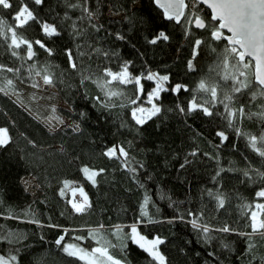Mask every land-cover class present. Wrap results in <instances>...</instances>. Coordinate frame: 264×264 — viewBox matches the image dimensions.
Returning a JSON list of instances; mask_svg holds the SVG:
<instances>
[{
  "label": "trees",
  "instance_id": "trees-1",
  "mask_svg": "<svg viewBox=\"0 0 264 264\" xmlns=\"http://www.w3.org/2000/svg\"><path fill=\"white\" fill-rule=\"evenodd\" d=\"M191 2L186 0V16L200 15L208 28L195 29L185 17L179 25L166 22L152 0H43L40 5L24 0L39 22L55 25L59 35L46 36L38 22L19 29L18 36L41 40L52 50L49 55L33 43L31 60L25 45L9 47L11 33L0 36V65L5 66L0 86L14 80L34 87L35 77L49 74L50 95L66 106L58 112L69 125L52 130L37 107H22L0 92V127L10 137L0 146V255L16 256V264H86L62 246L72 243L91 251L98 237L127 264H159L128 238L135 224L144 236L163 241L157 247L165 264H264V235L250 227L255 204L264 203L256 196L264 190V157L249 145L256 136L260 146L264 135V97L253 99L258 87L230 92L232 82L221 77L235 71V61L230 58L224 69L227 45L211 36L217 23L203 6L190 8ZM10 3V9L0 6V19L8 26L21 6L20 0ZM160 32L168 39L151 43ZM196 39L202 41L198 47ZM125 66L132 83L113 81L103 90L98 86L111 80L105 70L120 73ZM240 70L251 77L250 70ZM149 74L168 76L161 82L167 90L152 99L160 112L139 125L133 109L147 103L157 84V79H147ZM135 77H141L139 85ZM201 80L219 84L220 100L231 94V107L243 106L245 115L237 113L230 126L222 103L205 104L211 95L197 91ZM176 85L184 87L174 92ZM109 90L121 95L109 97ZM194 97L212 115L188 111ZM116 145L128 156L104 155ZM84 166L104 170L95 185L81 172ZM72 185L83 187L88 196L84 212H75L69 203L81 202L71 196ZM217 196L224 199L223 207ZM204 226L208 233L200 230ZM224 227L230 231H220Z\"/></svg>",
  "mask_w": 264,
  "mask_h": 264
},
{
  "label": "snow or ice",
  "instance_id": "snow-or-ice-1",
  "mask_svg": "<svg viewBox=\"0 0 264 264\" xmlns=\"http://www.w3.org/2000/svg\"><path fill=\"white\" fill-rule=\"evenodd\" d=\"M32 2L36 5H40L43 3V0H32ZM157 4L164 9V14L168 19H175L177 22H181V17H185V19L189 20L190 23H193L196 28L205 29L210 25L205 23V20L201 18L200 15H195L194 17H188L185 14V8L189 5L185 3V0H165V2L161 3V0H156ZM200 2L206 4L211 9V20L218 21L213 27L211 32V36L214 40H226L228 42L227 47L225 48L224 56H223V67L224 69H228L230 67V58L235 61L234 64L231 65L232 68L235 69L234 72L225 71L224 75L221 77L225 82L231 81L232 87L230 89L231 93H243L244 90H251L253 87H258L259 91L253 93V99L257 95L264 97V0H200ZM21 6L16 11L15 15L12 19L15 23L11 26L7 25V22L3 19H0V36H6L7 33H11V44L10 48L19 49L21 45H25L27 47V57L32 59L35 56V52L33 51V43L38 45L40 48L45 49L49 55H52V50L48 49L46 45L41 40L30 41L23 36H18L17 31L19 29L25 28L29 25L30 22H38L40 23V27L42 32L48 36L52 37L54 35H59L57 27L53 24H49L47 22H39L36 14L30 10L28 5L24 3V0H20ZM0 6L3 9H10L13 5L10 3V0H0ZM75 7V5H72ZM85 11H88L85 9ZM90 15V13H89ZM5 28L7 31H5ZM226 29L230 35H225L223 31ZM121 39L123 37H120ZM164 39L167 40L168 37L164 32H160L159 36L156 39L150 41L155 44L157 40ZM202 44L200 39L195 40V46L198 47ZM67 55L69 56V61L71 67L75 68L76 64L72 62V55L70 50H66ZM197 52L193 51V57ZM12 55L15 56L17 53L15 51L12 52ZM189 68L192 67V61L188 62ZM4 65H0V70L4 69ZM243 68L245 70H250L251 77L249 78L248 71H241ZM8 72H19V69L7 68ZM106 75L111 77L110 81H105L103 83L98 82V86L101 89H106L111 85L113 81H118L121 84H129L133 82V78L129 75L127 71V66L123 68L120 73H113L110 70H105ZM239 76L245 77V80H240L237 78V74ZM40 75V73H37ZM148 80L157 79L156 88L153 89L151 93H149V100L151 101L152 97L158 96L160 91L167 90L164 89L161 82L168 81V76L156 77L153 74H149L147 76ZM141 77H135V83L137 85L140 84ZM44 84L52 83V78L49 74L43 75ZM12 80H7V85H12ZM34 87L36 85H33ZM182 85H176L172 91H179ZM221 88L219 84H208L205 80H201L198 84L197 91H202L205 93H210L211 100L205 101V104L208 103H222L225 111L227 113L226 118L229 119V125L232 126V120L235 118L237 113L241 116L245 115V109L241 106L239 109H233L231 107V101L233 100V96L231 94L225 93L224 100H220L218 96V90ZM142 91L143 89H138ZM5 91L4 88H0V92ZM106 95L109 97H115L121 95L119 92L115 91H107ZM228 101V103H225ZM135 104V101H132ZM202 110L206 115H212V112L209 111V108L204 104H197L195 97L193 101L190 102L188 111L194 110ZM148 109L139 108L133 109L132 115L136 120V123L139 125H143L147 119H150V116H137V112L145 113L148 112ZM184 111V109H181ZM160 112V108L156 107L154 104L152 109L150 110L151 116L156 115ZM262 117H264V113H260ZM61 123L63 121H60ZM50 123V122H49ZM239 131V130H238ZM242 134V133H241ZM218 136L221 137L222 140H226L227 137L223 132H218ZM9 130L4 127H0V146L6 145L9 142ZM260 146H258V138L256 136H251L249 139V145L251 148L256 151L261 157H264V135L259 137ZM105 156L109 158H115L117 155L127 157L128 153L122 146H113L109 148L105 153ZM195 155V153H193ZM183 167V165H181ZM103 169L94 170L90 169L88 166H84L81 168V172L83 173L86 180L91 182L93 185L96 183V177L103 172ZM134 171V170H133ZM248 173L245 172V176ZM264 176V173H261ZM70 181H64L65 187H68ZM80 193L82 197V201L77 203L73 201H69L72 206V209L81 213L86 210L88 207V196L85 193L83 187L78 189H73V195L75 196L76 192ZM61 194H63V189H61ZM211 195V193H209ZM257 197L264 198V190H260L256 193ZM219 201V205L223 207L224 199L217 196ZM255 209L251 212L250 227L252 232H260L264 235V203L255 204ZM147 213H144L146 215ZM194 227H200L196 225L195 221H193ZM203 233H208L209 229L207 226H204L200 229ZM220 231L228 232L230 229L228 227H224L220 229ZM129 239L135 244H138L141 249L146 251L154 260L158 261L159 264H165V257L159 252L157 249V245L162 244L163 241L159 238L153 239L151 241L147 240L143 235H141L135 224L131 226V231L128 236ZM64 239L63 236L59 237L56 240V244L61 245V241ZM80 239V238H77ZM205 239H210V237H205ZM63 251L72 257H78L80 260H85L86 264H127V261L116 259L114 256L109 254V251L106 247H96L91 250V253L85 251L82 248H79L75 244H65L62 246ZM16 256H11L10 258H5L3 255H0V264H10L11 261H15Z\"/></svg>",
  "mask_w": 264,
  "mask_h": 264
},
{
  "label": "rangeland",
  "instance_id": "rangeland-1",
  "mask_svg": "<svg viewBox=\"0 0 264 264\" xmlns=\"http://www.w3.org/2000/svg\"><path fill=\"white\" fill-rule=\"evenodd\" d=\"M194 5H195V3L191 2L190 8H193ZM12 82L13 83L10 86L7 85V82L5 85L0 86V88L5 89V91H3V93H5L6 95L12 96V99L15 100L22 107H27L28 105H31V106L37 107L38 111L45 113L46 116L44 119H42V121L44 123H46L50 129H52V130L57 129L60 126L59 124L69 125V123L65 119H63L58 112V110L60 108L65 109L66 106L62 102L58 101L55 97L50 95V93L54 89H53V87H51L50 84H44L43 78H40L39 76L35 77V85H36L35 87H26V86H23V85L17 83L14 80H12ZM156 97L157 96H154V97H152V99L156 98ZM152 99H151V101L148 99V101L145 105L138 106L137 108H135V109L144 108V109L149 110L148 112H145V113L137 112L138 117L139 116H150L151 117L150 110L152 109V106L154 104ZM60 121H63V122L61 123ZM56 122H58V124ZM26 183L29 186L28 189H31L30 187L33 185L32 180H28V182H26ZM80 187L81 186H78V185H72L69 191H70V194L72 197H77L78 199H80L82 201V197L80 196V193L78 191L75 193V196L73 195V189L74 188L78 189ZM255 210H257V209H255ZM141 235H143V234H141ZM144 237L149 241L158 238L157 236H155L153 238H148L146 236H144ZM94 240L96 242L94 248L106 247L109 251V244L106 243L105 239L94 237ZM65 244H72V243H64L63 245H65ZM136 245H138V244H136ZM78 247L82 248L81 246H78ZM82 249H84V248H82ZM157 249H158V247H157ZM84 250L91 253V251H88L86 249H84ZM109 254H110V251H109ZM83 261L86 263L85 260H83ZM10 264H16V262L11 261Z\"/></svg>",
  "mask_w": 264,
  "mask_h": 264
},
{
  "label": "water",
  "instance_id": "water-1",
  "mask_svg": "<svg viewBox=\"0 0 264 264\" xmlns=\"http://www.w3.org/2000/svg\"><path fill=\"white\" fill-rule=\"evenodd\" d=\"M191 1L194 2L195 4H199V5L203 6L204 8H206V9L208 10L209 14H210V20H211V15H212V13H211V9H210L206 4L200 2V0H191ZM152 2H153V5H154V6H155V7L161 12V14H162V16H163V19H164L166 22H173L175 25H179V24L181 23V22H177L174 18H173V19H168V18L165 16V14H164V9H163L162 7H160L159 4H157L156 0H152ZM163 2H165V0H161V3H163ZM185 3H186V0H185ZM186 4H187V3H186ZM186 9H187V8H185L184 11H186ZM183 18H184V17H181V21L183 20ZM211 21H212V20H211ZM212 22H216V23L218 24V21H212ZM191 24H192V26H193L195 29L202 30V29H200V28H196V27L194 26L193 23H191ZM221 31H223L225 35H230V33H228L226 29L221 30ZM222 40H223V39H222ZM223 41L226 43V45L228 44V42H227L226 40H223ZM27 59H28V60H31V59H29L28 57H27Z\"/></svg>",
  "mask_w": 264,
  "mask_h": 264
}]
</instances>
